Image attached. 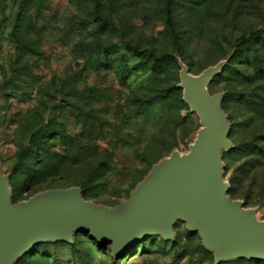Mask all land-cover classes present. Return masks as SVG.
<instances>
[{
    "label": "rangeland",
    "instance_id": "rangeland-1",
    "mask_svg": "<svg viewBox=\"0 0 264 264\" xmlns=\"http://www.w3.org/2000/svg\"><path fill=\"white\" fill-rule=\"evenodd\" d=\"M242 36L254 45L238 46ZM223 60L208 88L223 94L231 126L223 179L264 220V0H0V173L12 201L78 187L87 201L120 205L199 128L179 62L196 76ZM174 233L116 262L110 244L76 234L16 264H214L182 222Z\"/></svg>",
    "mask_w": 264,
    "mask_h": 264
},
{
    "label": "water",
    "instance_id": "water-1",
    "mask_svg": "<svg viewBox=\"0 0 264 264\" xmlns=\"http://www.w3.org/2000/svg\"><path fill=\"white\" fill-rule=\"evenodd\" d=\"M226 63L220 61L195 76L179 62L177 87L199 128L186 153L173 151L153 165L116 207L85 200L78 187L13 202L10 174L0 173V264H16L41 244H72L76 234L110 244L116 262L149 237L173 241L177 222L198 235L214 264L264 262V220L257 219L256 210L231 199L223 179L222 154L233 148L231 126L221 108L223 94L211 95L208 88Z\"/></svg>",
    "mask_w": 264,
    "mask_h": 264
},
{
    "label": "trees",
    "instance_id": "trees-1",
    "mask_svg": "<svg viewBox=\"0 0 264 264\" xmlns=\"http://www.w3.org/2000/svg\"><path fill=\"white\" fill-rule=\"evenodd\" d=\"M254 38H255V36H249V37H247V36H242V37H239L237 40H236V43L238 44V46H243V45H247V46H250V47H252L253 45H254ZM136 53H138V52H136ZM143 54H145L146 56H152V54H151V52L150 51H148V50H144L143 52H142ZM234 56V55H233ZM232 56V57H233ZM229 62V61H228ZM227 62V63H228ZM227 63L225 64V66L227 65ZM225 66H224V68H225ZM223 68V69H224ZM222 73V72H221ZM222 103H223V98H222ZM221 103V104H222ZM221 108H222V105H221ZM189 109V108H188ZM36 139H37V134L35 133V134H33L32 136H31V139H30V142H32V144L36 141ZM9 181H10V179H9ZM233 193V189L230 187V191H229V194H232ZM58 243V242H57ZM239 260H244V261H247V262H250V261H248V260H246V259H239ZM235 261H237V260H235ZM228 262H233V261H228ZM223 263H226V262H223Z\"/></svg>",
    "mask_w": 264,
    "mask_h": 264
}]
</instances>
